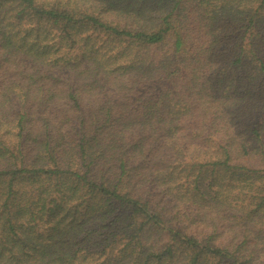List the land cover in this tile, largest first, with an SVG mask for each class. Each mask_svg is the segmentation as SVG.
I'll return each mask as SVG.
<instances>
[{
    "label": "trees",
    "instance_id": "16d2710c",
    "mask_svg": "<svg viewBox=\"0 0 264 264\" xmlns=\"http://www.w3.org/2000/svg\"><path fill=\"white\" fill-rule=\"evenodd\" d=\"M0 264H264V0H0Z\"/></svg>",
    "mask_w": 264,
    "mask_h": 264
}]
</instances>
